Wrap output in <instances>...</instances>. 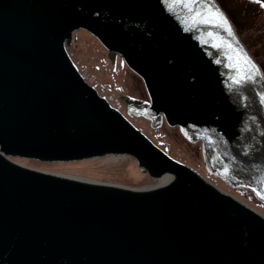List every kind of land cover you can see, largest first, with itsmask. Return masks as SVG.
Instances as JSON below:
<instances>
[{"label":"water","instance_id":"obj_1","mask_svg":"<svg viewBox=\"0 0 264 264\" xmlns=\"http://www.w3.org/2000/svg\"><path fill=\"white\" fill-rule=\"evenodd\" d=\"M213 2L233 36L196 17ZM78 30L143 81L148 102L128 115L178 128L200 144L208 175L264 205V74L216 0H0V264H264V216L170 158L89 86L66 50ZM239 47L260 71L237 83ZM110 155L167 181L140 192L10 160Z\"/></svg>","mask_w":264,"mask_h":264},{"label":"rangeland","instance_id":"obj_2","mask_svg":"<svg viewBox=\"0 0 264 264\" xmlns=\"http://www.w3.org/2000/svg\"><path fill=\"white\" fill-rule=\"evenodd\" d=\"M220 1L239 29L245 26L251 27L247 30L254 36L255 41L249 42V48L264 65V7L261 6V3L253 2V0ZM66 50L85 82L156 147L166 155L168 154L169 157L171 156L176 162L191 168L196 173L199 172L198 174L203 175V178L213 186L228 195L235 196L243 204L246 202V206L264 216V205L258 202L251 193L229 189L224 182L222 183L220 179L213 176L209 177L210 179L207 178L210 175L206 174L200 144L189 143L180 134L178 128L170 127L164 123L160 128L154 130L149 120L126 113L129 104L148 102V95L143 81L127 67L118 54L106 50L95 37L83 30L74 32ZM123 156L119 155L117 158L115 155H110L73 163H47L20 158H10V160L20 166L40 172L69 176L70 178L78 177L133 190L156 185V179L143 173L137 162L134 161L135 159ZM137 177V180H141L137 181Z\"/></svg>","mask_w":264,"mask_h":264},{"label":"snow or ice","instance_id":"obj_3","mask_svg":"<svg viewBox=\"0 0 264 264\" xmlns=\"http://www.w3.org/2000/svg\"><path fill=\"white\" fill-rule=\"evenodd\" d=\"M187 2L191 4L193 0H187ZM253 2L261 3V6L264 7V2H262V0H253ZM195 15L199 18V22L215 23L218 27L224 28L229 36L234 35L232 25L230 24L227 16L220 11L217 6H215L214 2L213 7L208 8L205 13L196 12ZM232 52V59L238 67V75L240 76V78L236 81L237 83H240L241 80L244 79H251L252 71H260V69L255 65L252 57L244 51L242 47L233 49ZM249 69H251V71ZM262 199H264V196H262Z\"/></svg>","mask_w":264,"mask_h":264},{"label":"trees","instance_id":"obj_4","mask_svg":"<svg viewBox=\"0 0 264 264\" xmlns=\"http://www.w3.org/2000/svg\"><path fill=\"white\" fill-rule=\"evenodd\" d=\"M217 2L219 3V5L221 6V8L225 11V13L228 15V17L230 18L238 36L240 37L241 41L243 42L244 46L248 49L249 53H251V56L256 60V62L259 64V66L262 68L263 73H264V65L261 63V61L259 60V58L253 53V51L249 48V42H253L255 41V39L253 38L254 36L252 34H249L248 30L249 26H245L244 28L239 29L237 23L234 21V19L231 17V15L226 11L225 7L223 6L222 2L220 0H217ZM246 31V33H245Z\"/></svg>","mask_w":264,"mask_h":264},{"label":"bare ground","instance_id":"obj_5","mask_svg":"<svg viewBox=\"0 0 264 264\" xmlns=\"http://www.w3.org/2000/svg\"><path fill=\"white\" fill-rule=\"evenodd\" d=\"M217 1V0H216ZM219 4V3H218ZM225 12V11H224ZM234 24V23H233ZM236 31V30H235ZM237 33V32H236ZM238 35V34H237ZM239 37V36H238ZM240 38V37H239ZM241 40V39H240ZM243 43V42H242ZM247 49V48H246ZM248 50V49H247ZM249 52V51H248ZM250 55H251V53H249ZM262 69V68H261ZM144 119V118H143ZM151 124V123H150ZM133 125V124H132ZM155 130V129H154ZM154 144V143H153ZM168 155V154H167ZM115 156H117V158H118V156L119 155H115ZM121 156H123V155H121ZM126 156V155H125ZM125 156H123V157H125ZM129 157V156H128ZM170 158H171V156H170ZM173 159V158H172ZM135 161V160H134ZM13 162V161H12ZM80 162V161H79ZM14 163V162H13ZM73 163V162H72ZM16 164V163H15ZM17 165H19V164H17ZM23 167V166H22ZM139 167V166H138ZM198 172V171H197ZM199 173V172H198ZM201 174V173H200ZM207 174V173H206ZM144 175V174H143ZM68 176V175H67ZM140 176V175H139ZM205 176V175H204ZM69 177V176H68ZM202 177H203V175H202ZM209 177H212V176H207V178H209ZM75 178V177H74ZM216 178V177H215ZM75 179H79V180H84V181H87V182H95V183H98V181L96 182V181H91V180H87V179H82V178H75ZM138 179V177L136 178V180ZM154 179H156V185L155 186H152V187H150V188H144V189H139V190H137V191H140V192H147V191H152V190H155V189H158V188H160V187H162L165 183H166V181H167V177L166 176H161V177H159V178H154ZM205 179V178H204ZM210 179V178H209ZM141 180V179H140ZM140 180H137V181H140ZM206 180V179H205ZM211 180H213V179H211ZM101 182V181H100ZM223 183V182H222ZM211 184V183H210ZM116 186V185H115ZM226 186V185H225ZM216 187V186H215ZM227 187V186H226ZM230 189V188H229ZM224 190V189H223ZM229 191H231V190H229ZM233 191V190H232ZM241 192H242V190H240ZM229 193V192H228ZM234 195V194H233ZM252 195V194H251ZM235 197V196H234ZM236 198V197H235ZM238 199V198H237ZM241 200V199H240ZM246 203V202H245ZM244 203V204H245ZM248 204V203H247ZM256 209V208H255ZM257 210V209H256ZM259 211V210H258Z\"/></svg>","mask_w":264,"mask_h":264},{"label":"flooded vegetation","instance_id":"obj_6","mask_svg":"<svg viewBox=\"0 0 264 264\" xmlns=\"http://www.w3.org/2000/svg\"><path fill=\"white\" fill-rule=\"evenodd\" d=\"M236 190H239V189H236Z\"/></svg>","mask_w":264,"mask_h":264}]
</instances>
